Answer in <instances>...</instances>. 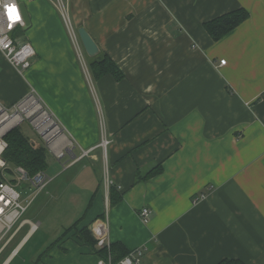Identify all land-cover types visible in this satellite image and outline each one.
I'll return each instance as SVG.
<instances>
[{"label": "crops", "instance_id": "obj_1", "mask_svg": "<svg viewBox=\"0 0 264 264\" xmlns=\"http://www.w3.org/2000/svg\"><path fill=\"white\" fill-rule=\"evenodd\" d=\"M64 1L77 32L84 27L123 78H94L56 0L23 1L30 26L18 40L35 56L21 75L0 51V106L12 110L34 90L67 133L44 142L21 123L3 138L18 127L44 150L52 184L63 169L74 174L69 200L88 202L67 228L79 222L97 243L26 218L2 264H97L107 253L113 261L114 244L138 264H264V0ZM241 9L250 17L213 40L205 25ZM53 160L63 168L51 176Z\"/></svg>", "mask_w": 264, "mask_h": 264}, {"label": "built area", "instance_id": "obj_2", "mask_svg": "<svg viewBox=\"0 0 264 264\" xmlns=\"http://www.w3.org/2000/svg\"><path fill=\"white\" fill-rule=\"evenodd\" d=\"M23 1L36 0H0V51L6 60L14 66L21 75H24L31 67V61L35 56V50L29 42H20L18 40V38H20L19 31H22L26 27V21L22 11ZM56 3L61 12L70 39L77 47L80 39L69 16L67 5L64 0H56ZM6 5L15 6L17 15L20 17L19 20L14 22L9 21ZM77 52L79 51L77 50ZM81 52H79L80 55H78V58H82L83 55ZM225 64L226 60H220L221 66ZM85 70L87 69L85 68ZM33 92L35 91L32 90L30 96L18 103L12 110H5L0 106V112L2 113L0 118V253L5 249L9 241L13 239L15 228L18 225L29 223L22 219L23 216L26 214L34 198L52 181V178L44 171L30 174L24 167H9L1 158V154L7 147L6 142L3 140L4 132L12 128L11 123L15 116L20 117L16 125L28 121L34 130L42 137L44 142L51 141L52 138L64 131L63 128L53 120L48 111L40 103V100L34 96ZM30 103H32V106H30ZM103 131L104 130H102V133L105 134ZM110 142L107 136L103 135L100 146L106 150ZM23 184H26L25 189H22ZM26 189L32 190L33 195L30 194L31 197L29 195L28 197L30 198L25 202L22 199V190ZM151 214L152 212L149 208H144L139 213V216L144 223H148ZM98 236V246L101 248L109 246L107 244L105 232L99 237ZM137 253L141 255V252L137 251ZM97 264L114 263L109 256L107 261L99 260ZM117 264H138V262L133 254H129Z\"/></svg>", "mask_w": 264, "mask_h": 264}, {"label": "trees", "instance_id": "obj_3", "mask_svg": "<svg viewBox=\"0 0 264 264\" xmlns=\"http://www.w3.org/2000/svg\"><path fill=\"white\" fill-rule=\"evenodd\" d=\"M250 17V14L241 9L236 12H232L220 18L213 20L205 25V29L210 35V37L219 41L224 36L232 32L239 24L246 21ZM90 68L94 78L100 79L105 75H113L116 80L123 78L122 72L116 66V64L104 54H99L94 58H90ZM6 142L7 147L1 154V158L9 165V167H24L30 174H35L39 171H44L46 169V153L44 150L39 148H34L28 140L22 135L18 127L11 129L3 138ZM113 190V187H110V191ZM76 222L73 226L65 230V233L62 237L66 236L72 230H77ZM79 239L86 245L95 246L96 240L91 236L90 230L85 227L81 230H77ZM102 253L105 248H101ZM99 251V252H100ZM100 252V253H101ZM122 245L114 244L111 246V256L113 262H116L123 259L127 256ZM108 253L106 255V260L108 259ZM117 261V262H118ZM218 264H244L240 260L226 259Z\"/></svg>", "mask_w": 264, "mask_h": 264}, {"label": "rangeland", "instance_id": "obj_4", "mask_svg": "<svg viewBox=\"0 0 264 264\" xmlns=\"http://www.w3.org/2000/svg\"><path fill=\"white\" fill-rule=\"evenodd\" d=\"M73 47L79 52H81V49L83 48L80 40H79V45L76 47L73 44ZM33 94L34 96H37L36 92H33ZM1 116L2 113L0 112V118ZM22 123H27L30 127H32V125L28 121H24ZM64 133L66 134L67 131L64 130ZM62 168L63 166L58 165V162L56 160H53L47 169V173L52 176L55 175L57 171H59ZM89 172H90L89 169L86 170L85 174L83 175L84 180H86V178L89 177L90 174ZM104 174H105V170L103 171V176ZM54 177L56 179L55 182L53 184L51 183L52 185L50 184L49 188L47 189V191H49V193L51 194L48 195L46 193L47 191L38 194L34 198L33 202L31 203L29 209L27 210L26 214L23 216L22 219L29 218L36 224L41 223L43 225V228H45L48 231V233L57 235L63 232L65 229H68L67 226H69L77 217L83 214L82 213L84 212L83 209L88 201L85 202L81 201L78 202V204H76V202L69 200L70 198L73 197L74 193L79 189V187L73 183L75 176L71 171L68 172L63 169L61 170L60 173L56 174ZM57 183L59 184V187L58 185H56ZM57 188L58 191L56 190ZM32 192L33 191L30 189L22 190V194H23L22 199L26 202L31 197L30 194L33 195ZM29 195L30 197H28ZM57 196L59 199L57 198ZM98 233L99 232L95 234L96 237L98 235L100 236L103 234V232H100L99 234ZM10 251L11 248L7 249L0 256V264H2V262L6 259Z\"/></svg>", "mask_w": 264, "mask_h": 264}, {"label": "water", "instance_id": "obj_5", "mask_svg": "<svg viewBox=\"0 0 264 264\" xmlns=\"http://www.w3.org/2000/svg\"><path fill=\"white\" fill-rule=\"evenodd\" d=\"M22 11H23L24 18L26 21V29H28L30 26V20L26 13V8L25 6H23V4H22ZM78 35H79L82 46L88 57L94 58L100 54V48L98 44L96 43V41L92 38V36L89 34V32L84 27H81L78 29ZM25 187H26V184H23L22 188H25Z\"/></svg>", "mask_w": 264, "mask_h": 264}, {"label": "snow or ice", "instance_id": "obj_6", "mask_svg": "<svg viewBox=\"0 0 264 264\" xmlns=\"http://www.w3.org/2000/svg\"><path fill=\"white\" fill-rule=\"evenodd\" d=\"M5 7H6L7 16H8L9 21H13V22H14V21H17V20L20 19L19 15H17V10H16L15 6L6 5ZM11 9H15V10H16V19H15V20H13V19L8 15L9 10H11Z\"/></svg>", "mask_w": 264, "mask_h": 264}, {"label": "clouds", "instance_id": "obj_7", "mask_svg": "<svg viewBox=\"0 0 264 264\" xmlns=\"http://www.w3.org/2000/svg\"><path fill=\"white\" fill-rule=\"evenodd\" d=\"M8 15H9L13 20H15V19H16V10H15V9H11V10H9Z\"/></svg>", "mask_w": 264, "mask_h": 264}, {"label": "bare ground", "instance_id": "obj_8", "mask_svg": "<svg viewBox=\"0 0 264 264\" xmlns=\"http://www.w3.org/2000/svg\"><path fill=\"white\" fill-rule=\"evenodd\" d=\"M31 104L32 103H30V106H32ZM26 111H27V109H26ZM19 118H20L19 116H15V118L13 119V121L11 123V127L15 126L19 122Z\"/></svg>", "mask_w": 264, "mask_h": 264}]
</instances>
